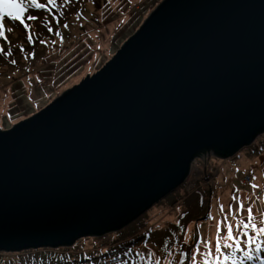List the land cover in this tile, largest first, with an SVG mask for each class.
Masks as SVG:
<instances>
[{"label": "water", "instance_id": "obj_1", "mask_svg": "<svg viewBox=\"0 0 264 264\" xmlns=\"http://www.w3.org/2000/svg\"><path fill=\"white\" fill-rule=\"evenodd\" d=\"M264 134V0H162L113 56L0 130V251L116 232Z\"/></svg>", "mask_w": 264, "mask_h": 264}, {"label": "rangeland", "instance_id": "obj_2", "mask_svg": "<svg viewBox=\"0 0 264 264\" xmlns=\"http://www.w3.org/2000/svg\"><path fill=\"white\" fill-rule=\"evenodd\" d=\"M161 1L55 0L57 6L41 12L40 19L26 21V33L22 26L15 28L18 22L5 18V29L14 30L0 35V130L28 118L86 75L96 73ZM248 175L255 178L251 182L258 185L256 189L245 182ZM262 194L264 134L231 158L196 159L183 185L116 232L81 238L69 247L4 252L0 264H144L138 254L146 257L148 252L153 253V264L156 257H160L158 264L167 260L176 264L181 251L190 264L193 246L205 251L203 240L209 241L214 253L215 237L224 235V221L241 241L246 239L240 232L241 222H247L251 206L253 222L259 226ZM238 203L240 212L235 211ZM246 231L254 235L251 229ZM196 236L201 243H194ZM261 252L264 255V249ZM51 254L53 263L48 259Z\"/></svg>", "mask_w": 264, "mask_h": 264}, {"label": "snow or ice", "instance_id": "obj_3", "mask_svg": "<svg viewBox=\"0 0 264 264\" xmlns=\"http://www.w3.org/2000/svg\"><path fill=\"white\" fill-rule=\"evenodd\" d=\"M67 3V0H65ZM55 0H0V35H3L5 31L8 33L13 32V27L5 29L3 21L18 22L15 23V28L22 26L23 32L29 30V25L26 21H36L40 19L41 12H48L49 9L56 7ZM32 13V14H29ZM55 19V17H51ZM49 31H52L49 28ZM57 35L59 31L57 30ZM29 42H31L29 40ZM41 43H44L41 41ZM8 53H5L7 56ZM32 55V53H29ZM253 179H255L253 177ZM253 189L258 187L257 184L248 182ZM261 200H264V194L260 196ZM242 205L236 207L235 211L240 212ZM228 211H232V206L229 205ZM248 219L247 222H241L240 232L243 233L244 239L241 241L240 235L233 233V227L227 221H224V235H217L214 241V253L209 250V241L203 240V246L205 251L198 252L193 246L191 248V261L190 264H244L245 260L252 261L258 260L260 264H264V255L261 250L264 249V212L260 213L259 226L253 222L251 206L247 209ZM199 228V225L196 226ZM247 229H251L254 235H250ZM221 225L217 222L216 232L220 233ZM194 243H201V239L197 238ZM243 245V246H242ZM131 251V249H129ZM171 255V253H169ZM185 252L179 253V261L183 264L185 260ZM199 256V259L197 258ZM138 258L144 262V264H153V253L148 252L146 257L139 255ZM157 264L160 257L155 258ZM166 264H172L171 260H167Z\"/></svg>", "mask_w": 264, "mask_h": 264}, {"label": "trees", "instance_id": "obj_4", "mask_svg": "<svg viewBox=\"0 0 264 264\" xmlns=\"http://www.w3.org/2000/svg\"><path fill=\"white\" fill-rule=\"evenodd\" d=\"M141 2H142V1H141ZM124 3H125V2H124ZM124 3H123V5H124ZM117 6H118V5H117ZM119 6H120V5H119ZM119 6H118V7H119ZM118 7H115L113 10L111 9L112 12H111L110 16L114 14V11H115ZM106 8H109V7H106ZM107 11H110V8L107 9ZM126 12H127V11H126ZM123 13H125V12H123ZM123 13H121L120 16H122ZM120 16H119V17H120ZM119 17H117V18H119ZM113 19H116V17H114ZM128 21H129V20H128ZM196 239H197V238H196ZM99 248H100V247H99ZM55 249H57V248H55ZM103 253H104V252H103ZM103 253H100V254H103ZM0 254H4V252H0ZM48 259H49V261H50L51 263H53L54 260H55L54 255H53V254L49 255V256H48ZM1 263H2V261H1ZM176 264H181V262L179 261V255H178V260L176 261ZM183 264H189V257H188V260H187L186 255H185V260L183 261ZM244 264H260V262L257 261V260H252V261L245 260V261H244Z\"/></svg>", "mask_w": 264, "mask_h": 264}, {"label": "built area", "instance_id": "obj_5", "mask_svg": "<svg viewBox=\"0 0 264 264\" xmlns=\"http://www.w3.org/2000/svg\"><path fill=\"white\" fill-rule=\"evenodd\" d=\"M253 179V177L252 176H249V177H246L245 178V180L248 182V181H250V180H252Z\"/></svg>", "mask_w": 264, "mask_h": 264}]
</instances>
